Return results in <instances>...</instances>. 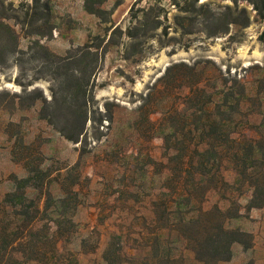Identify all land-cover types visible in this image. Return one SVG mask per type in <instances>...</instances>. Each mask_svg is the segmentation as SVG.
<instances>
[{
    "label": "rangeland",
    "instance_id": "1",
    "mask_svg": "<svg viewBox=\"0 0 264 264\" xmlns=\"http://www.w3.org/2000/svg\"><path fill=\"white\" fill-rule=\"evenodd\" d=\"M46 1L0 0V14L17 15L10 23L25 52L20 67L12 60L0 65V264H142L159 248L184 264H200L177 232H159L165 223L157 204L169 198L172 186L164 133L184 138L182 118L174 116L172 130L154 132L152 124L158 126L168 106L184 108L187 86L179 88L174 78H208V93L217 103L223 76H238L254 97L249 122L264 134V21L249 7L248 28H233V39L207 38L197 25L188 35L176 29L178 17H190L181 10L189 0H90L102 10L97 14L86 9V0H50V11ZM202 3L218 8L229 2ZM136 21L146 36L143 53L126 59V36L115 38L118 46L107 43L115 27L125 32ZM156 24L161 27L153 30ZM32 31L45 34V49L34 44ZM86 45L98 48V59L78 52ZM63 58L72 60L59 68ZM173 65L181 67L168 76L165 93L142 110L150 87ZM58 71L63 81H74L73 74L84 84L90 81L91 105L102 114L96 120L112 114L113 124L89 121L79 143L62 136L63 117L50 121L44 116L52 110L34 99L50 101L53 90L63 101L66 93L53 81ZM35 77L43 79L26 90L15 82ZM222 172L234 186L211 190L204 208L217 205L228 216L239 210L227 227L247 233L241 238L250 247L234 243L232 258L219 264H264V202L251 208L252 189L240 183L230 163Z\"/></svg>",
    "mask_w": 264,
    "mask_h": 264
},
{
    "label": "trees",
    "instance_id": "2",
    "mask_svg": "<svg viewBox=\"0 0 264 264\" xmlns=\"http://www.w3.org/2000/svg\"><path fill=\"white\" fill-rule=\"evenodd\" d=\"M103 1L101 0L98 4ZM221 1L229 3L214 8L210 3L199 4L200 0H189L186 2V7L181 10L190 17L182 19L178 17L176 29L188 35L194 33L192 25H197L201 29L199 32L205 34L207 38L229 36L233 28L244 30L250 26L249 7H252L251 11L255 12L261 21H264V0ZM34 2L37 4L39 0H34ZM93 4L92 1L86 0V9L93 14L101 13L102 10L94 9ZM10 7L11 11L16 13L17 9L12 5ZM44 7L50 11V0L44 3ZM16 19L15 14L6 12L0 14V65L10 60L18 67L22 63L25 52L20 49L21 36L10 23ZM160 27V24H156L153 30H158ZM143 28L139 21H136L125 32L115 27L107 46H118L119 43L114 42L115 38L121 37L122 39L126 36L127 42L123 45L126 59L137 55L139 57L143 53L141 39L146 37L140 33ZM30 36L37 37L38 40L34 44L45 49L41 44V38L45 37L43 32L32 31ZM229 38L233 39V36L230 35ZM94 51H98V48L91 45L78 50L84 56H96L98 59V54ZM71 60L72 58L61 59L59 68L62 63ZM179 67L181 66L173 65L168 68L165 75L150 87L142 110L151 100L165 93L163 89H167L168 76L173 69ZM87 69L88 67L85 68ZM95 69L96 67L91 69V74ZM191 70L196 72V67H192ZM55 75L56 78H53V81H56V85L66 93L63 101L58 99L57 92L53 90L50 101L40 96L34 99L35 101L41 99L44 107L52 110L51 114L44 116L50 118V121L59 119L61 122L60 117H63L62 123L64 124L58 130L62 136L69 141L79 143L89 121L94 125L99 124L100 127H103V121H108L110 125L113 124L112 114L96 120L95 115L98 112L99 115L102 116V114L98 108H93L91 105V98L88 96L90 81L84 84L76 74H73L74 81L69 78L63 81L65 77H62L59 71ZM40 79L43 78L35 77L27 83L20 79L15 82L26 90ZM173 81L181 89L187 86L186 94L181 95L184 108L180 110L176 104L168 106V109L162 113L163 117L158 122V126L152 125L156 126L154 132L162 128L172 130L174 128H171L169 124L174 116H179L182 118L186 133L184 138L179 137V133L175 131L165 130L164 133L165 149L168 153L165 168L172 180V186L168 189L169 198L160 200L157 204L163 211L160 220L165 223L164 226L159 227V232L162 230L177 232L179 239L192 251L200 264H219L232 258L234 243H240L246 248L250 247L241 238L248 234L227 227L228 221L239 217V210L233 216H228L217 205L211 209H205L207 194L211 190L221 191V188L234 186L226 181L222 172L224 163L228 162L233 166L237 178L242 179L240 183L252 189L251 208L262 207L264 202V134L249 122V116L254 112L251 109L254 97L248 95L247 84L241 77L235 76L229 81L226 76H223V86L219 93L221 101L217 103L208 93V78L197 74L192 83L184 76L174 78ZM35 93L36 91L30 94ZM211 105L214 110H217L218 116L214 114L213 108L209 107ZM205 117H208L207 123L203 121ZM177 144L182 147L179 148ZM172 165L174 167H171ZM257 200L262 202L257 204ZM142 264H184V262L180 257H175L167 250L159 248L153 258L146 256Z\"/></svg>",
    "mask_w": 264,
    "mask_h": 264
}]
</instances>
